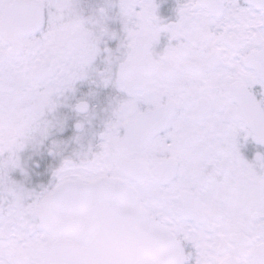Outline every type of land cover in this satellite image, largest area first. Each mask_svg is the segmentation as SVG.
I'll return each mask as SVG.
<instances>
[{
	"label": "flooded vegetation",
	"instance_id": "flooded-vegetation-1",
	"mask_svg": "<svg viewBox=\"0 0 264 264\" xmlns=\"http://www.w3.org/2000/svg\"><path fill=\"white\" fill-rule=\"evenodd\" d=\"M264 264V0H0V264Z\"/></svg>",
	"mask_w": 264,
	"mask_h": 264
},
{
	"label": "water",
	"instance_id": "water-1",
	"mask_svg": "<svg viewBox=\"0 0 264 264\" xmlns=\"http://www.w3.org/2000/svg\"><path fill=\"white\" fill-rule=\"evenodd\" d=\"M56 255H54V256H51V258H50V264H54V263H59L60 261H62V262H67V257L65 256V257H63L62 259H59V260H57L56 259V257H55ZM61 264V263H60Z\"/></svg>",
	"mask_w": 264,
	"mask_h": 264
}]
</instances>
